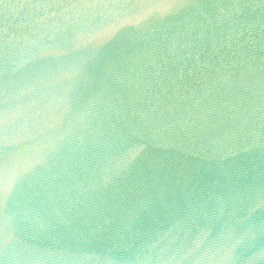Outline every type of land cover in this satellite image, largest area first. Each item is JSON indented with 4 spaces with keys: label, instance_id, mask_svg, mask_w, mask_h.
Instances as JSON below:
<instances>
[{
    "label": "water",
    "instance_id": "95a60500",
    "mask_svg": "<svg viewBox=\"0 0 264 264\" xmlns=\"http://www.w3.org/2000/svg\"><path fill=\"white\" fill-rule=\"evenodd\" d=\"M0 264H264V0H0Z\"/></svg>",
    "mask_w": 264,
    "mask_h": 264
}]
</instances>
